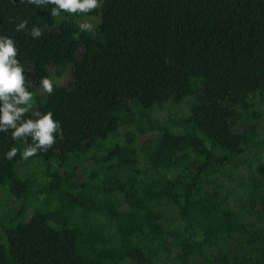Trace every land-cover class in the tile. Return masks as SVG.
Wrapping results in <instances>:
<instances>
[{"label":"trees","instance_id":"obj_1","mask_svg":"<svg viewBox=\"0 0 264 264\" xmlns=\"http://www.w3.org/2000/svg\"><path fill=\"white\" fill-rule=\"evenodd\" d=\"M100 2L0 0L25 118L64 136L23 160L0 132V264H264V0Z\"/></svg>","mask_w":264,"mask_h":264},{"label":"clouds","instance_id":"obj_2","mask_svg":"<svg viewBox=\"0 0 264 264\" xmlns=\"http://www.w3.org/2000/svg\"><path fill=\"white\" fill-rule=\"evenodd\" d=\"M25 2V0H21ZM27 3L37 6L54 5L51 15L59 16L61 12L68 14H87L101 7L100 0H27ZM28 21L23 20L16 26V31H25L32 38H39L43 33L39 27L33 26L28 31ZM81 32H91L93 24L79 23ZM18 49L14 40L8 36H0V132H11L13 140L23 143L20 153L23 160L36 156L39 152H47L56 143V137L64 138L61 124L53 118V113L32 112L30 118L25 115L32 108L34 94L28 90L24 75V66L18 57ZM40 93L51 95L54 84L44 77L39 81ZM29 138L31 143H29ZM18 148L12 147L6 153V159L12 160L18 154Z\"/></svg>","mask_w":264,"mask_h":264},{"label":"rangeland","instance_id":"obj_3","mask_svg":"<svg viewBox=\"0 0 264 264\" xmlns=\"http://www.w3.org/2000/svg\"><path fill=\"white\" fill-rule=\"evenodd\" d=\"M0 201H2V200H0ZM1 207L3 208V206L0 204V208H1ZM2 208H1V209H2Z\"/></svg>","mask_w":264,"mask_h":264}]
</instances>
